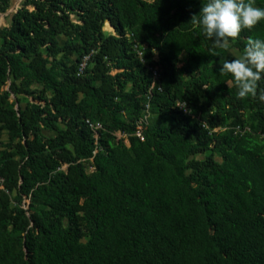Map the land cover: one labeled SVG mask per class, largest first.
<instances>
[{"label":"trees","instance_id":"obj_1","mask_svg":"<svg viewBox=\"0 0 264 264\" xmlns=\"http://www.w3.org/2000/svg\"><path fill=\"white\" fill-rule=\"evenodd\" d=\"M201 3L21 0L0 27V264H264V78L217 71L264 20L221 48Z\"/></svg>","mask_w":264,"mask_h":264},{"label":"clouds","instance_id":"obj_2","mask_svg":"<svg viewBox=\"0 0 264 264\" xmlns=\"http://www.w3.org/2000/svg\"><path fill=\"white\" fill-rule=\"evenodd\" d=\"M190 20L217 46L228 48L230 37H236L243 27L264 20V6L256 0H202L199 11ZM217 71L231 74L237 96L256 95L264 78V37L250 36L244 50L225 59Z\"/></svg>","mask_w":264,"mask_h":264},{"label":"built area","instance_id":"obj_3","mask_svg":"<svg viewBox=\"0 0 264 264\" xmlns=\"http://www.w3.org/2000/svg\"><path fill=\"white\" fill-rule=\"evenodd\" d=\"M141 52L138 51V54H140ZM88 58V54L83 55V57L81 58L80 62L78 63V67H77V73H81L85 64H86V60ZM151 74H152V86L155 85L156 81L158 80L159 77V73L156 69H151ZM149 94L147 95V98L149 99ZM177 105L182 108L184 111H189L186 104L182 101V102H177ZM148 116H149V100H147L144 104V112L143 114L136 120L135 123V131L134 134L137 135L140 139H143V129L146 126V124L148 123ZM89 124V126L94 130L95 132V137H97V132L96 129L101 127V124L99 121H95V122H89L88 120H86ZM234 131L236 132H243L244 130L248 129L247 125L241 126L239 124L234 125ZM118 136H125L124 133H120L117 132ZM126 138H125V142H126ZM1 181V179H0Z\"/></svg>","mask_w":264,"mask_h":264},{"label":"rangeland","instance_id":"obj_4","mask_svg":"<svg viewBox=\"0 0 264 264\" xmlns=\"http://www.w3.org/2000/svg\"><path fill=\"white\" fill-rule=\"evenodd\" d=\"M21 0H10V3H9V7L6 9V10H1L0 9V27L4 26V25H7L9 22H10V19H11V15L14 11V9L19 6ZM103 30L106 32V33H109V32H112L113 29L112 27L107 23L105 22L104 25H103ZM59 41L60 43L63 41V37H59ZM142 44H140L139 46H141ZM229 54L232 55V56H236L238 55L239 53H241L240 51H238L236 48L234 47H230L229 50H228ZM247 114V113H246ZM150 115V114H149ZM156 120V115L155 114H151L150 115V121H155ZM44 133L46 135H50V134H54V132L52 131H46L44 130ZM2 138L5 139L6 138V134L4 133L2 135ZM127 142V140H126ZM87 169L89 170L90 167H87Z\"/></svg>","mask_w":264,"mask_h":264}]
</instances>
